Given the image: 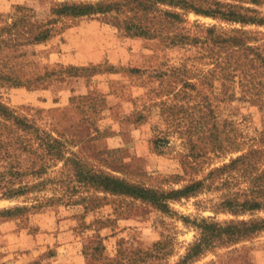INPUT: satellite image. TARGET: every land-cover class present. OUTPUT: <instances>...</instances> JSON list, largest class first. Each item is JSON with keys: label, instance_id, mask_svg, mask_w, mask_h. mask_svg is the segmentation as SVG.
Wrapping results in <instances>:
<instances>
[{"label": "rangeland", "instance_id": "obj_1", "mask_svg": "<svg viewBox=\"0 0 264 264\" xmlns=\"http://www.w3.org/2000/svg\"><path fill=\"white\" fill-rule=\"evenodd\" d=\"M98 1L0 0V264H264V230L182 263L200 220L264 218L227 205L264 161L222 170L264 149V23L61 12Z\"/></svg>", "mask_w": 264, "mask_h": 264}, {"label": "trees", "instance_id": "obj_2", "mask_svg": "<svg viewBox=\"0 0 264 264\" xmlns=\"http://www.w3.org/2000/svg\"><path fill=\"white\" fill-rule=\"evenodd\" d=\"M244 3L259 5L263 4L264 0H232L231 2L224 0H100L94 5H66L62 7L61 12L82 15L116 10L125 14L126 21L123 26L129 34L148 37L164 36L170 40L171 44L183 45L196 40L195 36L191 37L179 27L183 22L184 14L188 11L242 24L264 23V18L258 16V11L253 7L245 6ZM161 6H169L171 9H164ZM207 30L209 33L213 28ZM238 40L242 39L232 37V41ZM235 64L237 65L236 62ZM262 161H264V149L250 150L224 165L222 170L230 171L239 166L245 172L250 173L252 170H257L258 164ZM250 182L252 191L243 202H227L230 211L238 213L264 207V169L255 173ZM193 186H187L182 194H189ZM196 227L199 229L198 237L189 247L182 263L201 256L208 249L238 242L264 230V218L231 221L223 224L202 219L197 222Z\"/></svg>", "mask_w": 264, "mask_h": 264}]
</instances>
